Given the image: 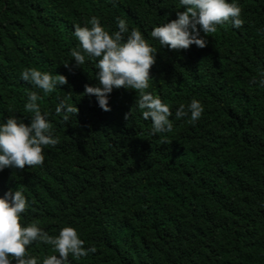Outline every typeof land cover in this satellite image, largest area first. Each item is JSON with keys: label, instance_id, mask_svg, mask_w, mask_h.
Listing matches in <instances>:
<instances>
[{"label": "trees", "instance_id": "obj_1", "mask_svg": "<svg viewBox=\"0 0 264 264\" xmlns=\"http://www.w3.org/2000/svg\"><path fill=\"white\" fill-rule=\"evenodd\" d=\"M229 2L241 8L242 27L201 30L206 47L175 51L150 32L186 10L180 0H0V124L13 115L30 124L24 106L37 91L59 137L42 166L0 171V196L21 190L29 202L22 223L53 236L70 225L86 248L95 245L70 264H264V87L250 84L264 72V0ZM92 16L110 34L124 19L157 50L147 91L169 105L172 132L150 134L133 89H114L110 111L82 96L99 69L87 56L76 67L70 53L74 24ZM31 67L68 84L44 94L21 78ZM193 98L202 117L177 120ZM62 100L79 108L67 123L55 112ZM28 254L42 264L55 253L34 242Z\"/></svg>", "mask_w": 264, "mask_h": 264}, {"label": "clouds", "instance_id": "obj_2", "mask_svg": "<svg viewBox=\"0 0 264 264\" xmlns=\"http://www.w3.org/2000/svg\"><path fill=\"white\" fill-rule=\"evenodd\" d=\"M180 5L186 10L177 12V19L155 26L150 32V36L158 40L161 46L171 50H187L192 45L204 48L208 44L205 36L216 33L217 26L229 22L233 27L240 28L244 24L241 8L229 0H180ZM117 25L118 31L110 34L97 16H92L84 26L74 24L73 35L79 43L70 54L75 59V66L82 67L87 56L95 60V68L99 69L95 74L98 84H86L82 96H95L99 107L110 111L109 94L114 89H133L137 92L134 105L141 110L145 120L152 122L150 134L172 132L169 105L147 91L157 50L150 46L138 29L129 31L124 19L117 17ZM201 30L205 36H201ZM63 64L70 67V63ZM21 78L44 94L68 84L65 75L58 73L53 76L34 67L25 68ZM257 83L264 87V72L250 80V84ZM39 99L41 97L37 91L28 93L24 110L31 114L30 124L24 123L16 115L9 116L5 123L0 124V171L5 168L23 170L25 166H42L44 148L55 147L59 143V137L54 136L52 125L41 112L37 103ZM55 112L62 115V121L67 123L72 115H78L79 108L62 100ZM203 112L202 103L193 98L187 106L183 103L179 105L175 118L188 117V122L195 124ZM133 114L132 107L125 113V120H130ZM28 207L29 202L21 190H9L0 196V264H13V261L15 264H38V257L28 254V246L34 242L51 246L55 253L43 257L42 264H70V256L79 260L96 252L95 245L85 247V241L80 238L77 229L70 225L62 227L55 236L36 222L25 225L21 221V214L27 212Z\"/></svg>", "mask_w": 264, "mask_h": 264}]
</instances>
